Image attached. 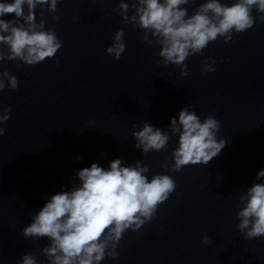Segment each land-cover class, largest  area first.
Wrapping results in <instances>:
<instances>
[{
    "label": "clouds",
    "instance_id": "9594fccd",
    "mask_svg": "<svg viewBox=\"0 0 264 264\" xmlns=\"http://www.w3.org/2000/svg\"><path fill=\"white\" fill-rule=\"evenodd\" d=\"M58 2H0V17L14 14L10 20L0 18V45L8 47V52L0 49V61L19 60L31 66L55 56L62 41L54 29L45 30L46 20L41 18L36 22L35 10L38 5L47 4L48 10L55 13ZM190 3L194 4L195 0H133L131 5L120 0L119 4L123 22L143 29V41L149 46L160 45L158 55L163 65L180 66L181 76L188 75L185 61L189 56L200 54L218 38L227 43L233 39V32L251 29L257 19L252 15L253 8L264 14V0H235L230 6L220 0H207L189 16L188 9L181 6ZM130 7L131 16L127 15ZM53 19L58 21L60 17L53 16ZM258 19L264 22V15ZM124 35L123 29L115 32L112 44L106 48V53L116 60L125 51ZM201 63V75L215 71L207 62ZM6 86L15 90L18 80L7 71L0 72V92ZM191 107L182 108L178 118L171 119L170 132L178 134L179 146L172 152L173 163L170 167L164 166L172 172H179L188 165H207L226 145L224 139H217L220 121L208 115L201 122L200 117L189 110ZM10 113L9 107L0 114V124L10 119ZM4 134L5 129L0 127V136ZM132 136L136 140L135 147L144 154L165 149L170 139L167 133L147 122L139 131L132 132ZM149 170L140 161L135 166H122L119 158L112 160L108 169L97 163L80 169L76 173L79 185L53 194L23 229V235L49 239V246L41 249L48 264H100L106 257L118 259L116 249L125 231H136L153 220L159 206L176 189L169 175L156 174L149 180L145 175ZM261 178H264V170L257 173L256 179ZM239 200L243 207L237 212L238 231L247 240L264 236V182L253 184ZM209 241L205 236L202 243ZM18 264H38L37 257L25 254Z\"/></svg>",
    "mask_w": 264,
    "mask_h": 264
}]
</instances>
